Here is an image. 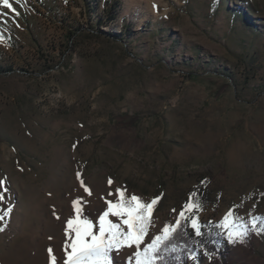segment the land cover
<instances>
[{
  "label": "rangeland",
  "instance_id": "obj_1",
  "mask_svg": "<svg viewBox=\"0 0 264 264\" xmlns=\"http://www.w3.org/2000/svg\"><path fill=\"white\" fill-rule=\"evenodd\" d=\"M11 2L18 17L0 7V209L13 206L0 264H50L49 247L63 264L73 202L98 230L117 189L163 199L143 249L196 187L211 202L187 219L222 230V257L187 264H264L251 224L264 229V0ZM230 210L248 227L242 243L219 227Z\"/></svg>",
  "mask_w": 264,
  "mask_h": 264
},
{
  "label": "snow or ice",
  "instance_id": "obj_2",
  "mask_svg": "<svg viewBox=\"0 0 264 264\" xmlns=\"http://www.w3.org/2000/svg\"><path fill=\"white\" fill-rule=\"evenodd\" d=\"M16 3L19 4L20 0H16ZM0 7L10 10L17 17L20 15L11 0H0ZM6 15V12H0V16ZM2 40L3 33L0 31V42ZM77 176L80 177L81 174L77 173ZM81 183L83 182L81 181ZM112 183L113 181L109 179V185ZM5 185L6 180H0V188L3 189V193L8 191ZM85 191L91 195V190L86 186ZM3 193H0V201L5 198ZM117 194L119 198L115 202L106 201L107 208L98 218V230L92 219L82 216V198H77L73 202L75 215L67 220L66 236L70 243L65 244L66 259H63V264H114L113 254L119 256L121 250L125 248H134L135 264H161L162 257L159 255L161 246L163 245L167 250V245L164 242L169 241L177 229L181 227V221L187 220L186 214L200 210L198 203H186L179 212L175 225L165 226L162 234L156 235L146 247L141 249L153 222V210L157 199H153L151 202H143L137 195H131L129 199H126L124 189H117L116 193L111 195ZM12 211V205L6 209H0V225H4L6 219L10 220ZM110 217L119 218L120 222H113ZM259 219V217L253 216L251 220L253 229L258 233L264 231L258 227ZM190 226L196 236L202 234V225L199 223L198 217L191 218ZM219 227L227 231V239L231 243H235L237 240L242 243L245 236L248 235L247 225L241 218L234 217L231 210L224 216ZM0 231H4V226H0ZM171 250L175 251V248L173 247ZM47 251L50 256V264H58L53 249L49 247ZM131 260L132 256H129L126 264H131ZM115 264H120V261L116 260Z\"/></svg>",
  "mask_w": 264,
  "mask_h": 264
},
{
  "label": "trees",
  "instance_id": "obj_3",
  "mask_svg": "<svg viewBox=\"0 0 264 264\" xmlns=\"http://www.w3.org/2000/svg\"><path fill=\"white\" fill-rule=\"evenodd\" d=\"M188 196L189 202L200 205V210L207 207L211 202L207 191L199 187L191 190ZM162 203L163 199H159L154 206L152 221L154 215L161 209ZM201 233L200 236L195 235L194 230L190 226V220L181 221V227L177 229L169 241L164 242L167 245V250H165L163 245L161 246L159 253L162 257L161 264H187L190 258L195 256L199 251L222 257V230L216 226L205 224L201 228ZM173 247L175 251L171 250Z\"/></svg>",
  "mask_w": 264,
  "mask_h": 264
}]
</instances>
